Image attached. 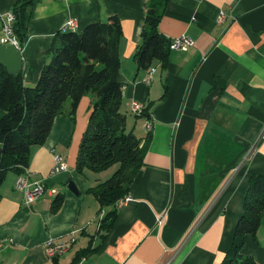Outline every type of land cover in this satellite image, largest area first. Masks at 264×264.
I'll return each instance as SVG.
<instances>
[{
    "label": "crops",
    "instance_id": "obj_1",
    "mask_svg": "<svg viewBox=\"0 0 264 264\" xmlns=\"http://www.w3.org/2000/svg\"><path fill=\"white\" fill-rule=\"evenodd\" d=\"M150 1L34 0L20 46L25 85L38 83L57 34L70 30L63 29L67 21L74 20V31L83 32L116 16L123 32L126 131L136 129L132 115L140 124L137 137L149 142L142 169L125 195L133 201L115 207L113 227L101 231L97 215L102 219L112 208H102L89 189L108 180L115 168L105 178L76 173L96 95L83 97L74 114L68 100L26 167L31 181L43 182V194L30 208L25 205L16 189L22 172H9L0 187V264H72L89 246L94 252L75 264H223L231 250L250 177L264 174V0H164L158 32L172 41L188 35L194 46L171 51L165 66L154 62L146 70L134 56ZM17 2L0 0V43L4 16ZM221 11L228 15L218 24ZM132 101L143 103L150 118L132 113ZM56 155L68 171L52 175ZM69 179L79 195L67 189ZM59 194L64 202L53 213ZM72 236L64 254L47 256L49 239ZM242 253L264 264V220L256 237L245 236Z\"/></svg>",
    "mask_w": 264,
    "mask_h": 264
},
{
    "label": "trees",
    "instance_id": "obj_2",
    "mask_svg": "<svg viewBox=\"0 0 264 264\" xmlns=\"http://www.w3.org/2000/svg\"><path fill=\"white\" fill-rule=\"evenodd\" d=\"M164 0H151L142 31V44L134 60L140 69H149L154 62L166 65L172 40L158 32ZM34 0H18L14 7L15 33L23 45L33 14ZM123 32L119 19L88 25L83 32L60 31L52 43L49 61L43 68L38 83L28 87L23 72L11 75L0 66V187L9 172L21 173L28 166L33 147L47 140L55 118L71 101L74 114L83 97L96 95L89 126L84 133L76 159V173L98 174L115 168L112 176L89 189L100 206L111 207L102 214L101 231L113 227L117 204L128 194L129 187L142 169L149 137L143 143L133 131H126V116L122 112L123 87L120 81V43ZM152 69V68H151ZM135 117H139L136 116ZM140 117L150 118L145 108ZM149 120V119H148ZM65 195L54 199L51 211L57 213ZM102 212V211H101ZM264 220V174L252 175L244 201V212L239 219L231 250L223 264H259L243 255L245 236L256 237ZM94 252L91 246L80 251L72 264Z\"/></svg>",
    "mask_w": 264,
    "mask_h": 264
},
{
    "label": "built area",
    "instance_id": "obj_3",
    "mask_svg": "<svg viewBox=\"0 0 264 264\" xmlns=\"http://www.w3.org/2000/svg\"><path fill=\"white\" fill-rule=\"evenodd\" d=\"M228 12L221 11L217 17V23L221 24L227 17ZM16 23V16L13 11L7 13L4 16L3 19V39L2 44L7 45H13L16 48L20 49V41L15 33L14 26ZM66 28H73L76 29V22L74 20H69L63 25V29ZM173 43L175 46V51H189L194 46L193 39L188 35H181L180 37L173 38ZM146 83H150V76L146 80ZM131 111L132 113H144L145 108H143V103L138 101H132L131 103ZM150 124H147L145 129L148 130ZM68 167L63 162L62 157L56 155L54 157V167L52 169L51 174L56 175L59 173L67 172ZM16 189L21 191L24 194L25 197V205L27 207H31L38 198L43 194L44 192V185L41 181H31L30 180V173L25 168L22 171V174L18 176V179L16 181ZM55 193V191H53ZM133 201V198L130 197V199H123L122 207ZM164 217H160L157 220L158 226L162 225ZM103 219H100L102 221ZM71 240H75V238L72 236L69 241L64 240H53L49 239L45 243V251L47 256L50 259H55L57 257H60L61 254H64L66 252V249L69 247V244L71 243Z\"/></svg>",
    "mask_w": 264,
    "mask_h": 264
},
{
    "label": "water",
    "instance_id": "obj_4",
    "mask_svg": "<svg viewBox=\"0 0 264 264\" xmlns=\"http://www.w3.org/2000/svg\"><path fill=\"white\" fill-rule=\"evenodd\" d=\"M0 66L5 67L11 75H18L24 67L21 50L13 45L0 43ZM67 189L71 193L79 195L78 186L73 179L67 181Z\"/></svg>",
    "mask_w": 264,
    "mask_h": 264
},
{
    "label": "rangeland",
    "instance_id": "obj_5",
    "mask_svg": "<svg viewBox=\"0 0 264 264\" xmlns=\"http://www.w3.org/2000/svg\"><path fill=\"white\" fill-rule=\"evenodd\" d=\"M134 116V115H133ZM131 118H130V125H131V123H133V124H135V130L133 129L132 130V127H130L129 129H127V131L128 132H131V131H133L134 132V134L136 135V136H139V128H140V124H136L135 122H138L139 120L138 119H135V118H133L132 117V115L130 116ZM135 117V116H134ZM136 120H138V121H136ZM112 168H110V169H108V170H105V171H103V172H100L99 174L101 175V177H103V178H105V176H107V174H105V173H108L109 174V176L111 175V173H109V172H112L113 173V170H111ZM100 175H98V176H100ZM109 207H107L106 209H108ZM100 213V212H99ZM98 213V215H97V221H99L98 223H99V226L102 224V221H100V214ZM97 221H96V223H97Z\"/></svg>",
    "mask_w": 264,
    "mask_h": 264
},
{
    "label": "bare ground",
    "instance_id": "obj_6",
    "mask_svg": "<svg viewBox=\"0 0 264 264\" xmlns=\"http://www.w3.org/2000/svg\"><path fill=\"white\" fill-rule=\"evenodd\" d=\"M68 29H70V30H74L73 28H68ZM171 50H172V51H175V46H174L173 41H172V45H171ZM152 72H153V70L151 71V74H152ZM135 114L140 115L141 113H135ZM150 129H151V128H150V126H149V130H150ZM124 199H129V197H126V198H124ZM122 203H123V200L119 201L118 204H117V208H118V207H121V206H122ZM66 250H67V249H66ZM61 255H62V254H61Z\"/></svg>",
    "mask_w": 264,
    "mask_h": 264
}]
</instances>
